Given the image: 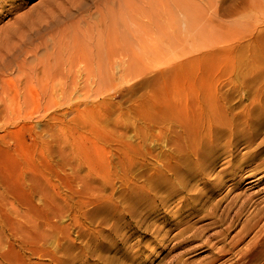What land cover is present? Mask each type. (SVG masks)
Returning <instances> with one entry per match:
<instances>
[{"label": "rangeland", "instance_id": "374dc122", "mask_svg": "<svg viewBox=\"0 0 264 264\" xmlns=\"http://www.w3.org/2000/svg\"><path fill=\"white\" fill-rule=\"evenodd\" d=\"M45 1L1 0V37ZM188 1L101 86L0 102V264H231L264 235V0Z\"/></svg>", "mask_w": 264, "mask_h": 264}, {"label": "bare ground", "instance_id": "6f19581e", "mask_svg": "<svg viewBox=\"0 0 264 264\" xmlns=\"http://www.w3.org/2000/svg\"><path fill=\"white\" fill-rule=\"evenodd\" d=\"M187 2L46 0L34 18L14 17L16 28L7 31L6 36L0 33V102L4 106L14 102L15 107L21 104L17 100L20 96L25 107L35 101L50 106L54 100L48 95L49 87L77 86L78 79L73 74L81 70L88 76L86 86H101V81L91 78L96 71L109 78L115 69H125L131 56L140 53L148 40L159 39L162 25L173 23L177 10L188 6ZM40 49L46 53L39 56ZM30 54L33 60L28 59ZM9 72L14 78L7 76ZM36 92L39 99L35 98ZM17 114L11 111L9 116ZM190 238L196 240L197 235ZM162 239L165 241L164 235ZM257 240L246 251H240L233 263H264V235ZM229 250L218 248L222 257Z\"/></svg>", "mask_w": 264, "mask_h": 264}]
</instances>
